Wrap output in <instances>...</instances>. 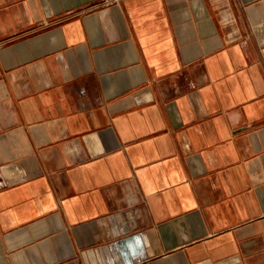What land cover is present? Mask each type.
<instances>
[{
  "label": "crops",
  "instance_id": "0c3cea01",
  "mask_svg": "<svg viewBox=\"0 0 264 264\" xmlns=\"http://www.w3.org/2000/svg\"><path fill=\"white\" fill-rule=\"evenodd\" d=\"M0 264H264V0H0Z\"/></svg>",
  "mask_w": 264,
  "mask_h": 264
}]
</instances>
